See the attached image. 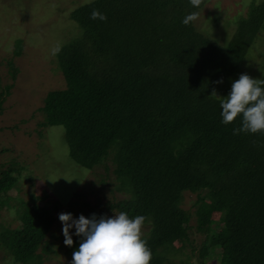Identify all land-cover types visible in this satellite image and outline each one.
I'll use <instances>...</instances> for the list:
<instances>
[{"label":"trees","instance_id":"trees-1","mask_svg":"<svg viewBox=\"0 0 264 264\" xmlns=\"http://www.w3.org/2000/svg\"><path fill=\"white\" fill-rule=\"evenodd\" d=\"M205 2L195 8L190 0H92L74 8L70 17L82 31L57 54L65 87L46 93L40 126L63 125L68 154L79 165L102 163L109 176L112 163L117 184L109 191L127 188L129 196L111 207L146 216L150 264H174L164 262L163 249L175 239L179 248L188 245L190 213L180 195L202 190L198 200L209 201L195 213L204 233L200 262L216 255L218 264H264V133L234 134L242 116L222 123L220 103L248 56L262 58L264 80V0L245 13H208L203 28L182 23L190 13L198 17ZM93 9L107 20L91 19ZM232 18L225 43L208 32ZM16 169L0 168V197L16 186ZM6 197L20 225L1 230L0 245L12 263L33 264L55 217L33 196L11 203Z\"/></svg>","mask_w":264,"mask_h":264},{"label":"rangeland","instance_id":"rangeland-1","mask_svg":"<svg viewBox=\"0 0 264 264\" xmlns=\"http://www.w3.org/2000/svg\"><path fill=\"white\" fill-rule=\"evenodd\" d=\"M253 1L260 0H206L195 24L205 27L204 20L208 13L230 16L238 11L245 13ZM87 2L0 0V168L11 163L17 168L16 186L6 196L12 197L10 203L20 197L30 202L33 196L37 204L49 208L55 217L50 231L36 250L37 259L33 264H71L73 252L79 248L81 237L75 235L73 227L70 230L73 245L64 244L60 213L70 212L77 219L81 214L87 218H91L92 214H96L97 218L113 217L119 214L111 207L114 201L129 196L127 188L114 190V193L109 191L110 183V187L117 184L110 161H107L111 170L109 176H106L102 163L92 168L83 167L68 154L63 125H50L46 129L40 126L43 115L38 108L46 93L65 87L57 55H52V49L57 44L63 46L79 37L82 29L70 17V12ZM221 23L218 32L211 28L208 32L214 33L216 39L225 43L234 30L233 18L230 24L227 22L224 26ZM261 61L262 58L248 56L233 74L231 81L241 74L258 79ZM14 67L16 76L12 78ZM231 81L232 85L234 80ZM10 84L12 88L7 94L5 87ZM84 184L91 187V191L83 188ZM43 194L48 195V203ZM6 196L0 197V231L20 225L14 208H8V201L5 203ZM199 196H203V190L200 194L190 191L181 193L180 206L190 213L188 245L179 248L180 241L175 239L173 247L163 249L165 263L218 264L216 255L204 263L198 259L204 233L196 228L198 218L195 213L208 206L209 201L208 198L198 200ZM211 217L218 219L215 212ZM215 229L218 231L220 228ZM146 230L147 225L144 224L143 234ZM0 264H15L2 245Z\"/></svg>","mask_w":264,"mask_h":264},{"label":"clouds","instance_id":"clouds-1","mask_svg":"<svg viewBox=\"0 0 264 264\" xmlns=\"http://www.w3.org/2000/svg\"><path fill=\"white\" fill-rule=\"evenodd\" d=\"M89 3L92 0H88ZM203 0H190V4L198 8ZM91 19L107 20L106 14L93 9ZM196 13L186 15L182 23L185 25L197 19ZM61 45L52 49L57 55ZM222 82V81H221ZM264 80L254 79L248 74H241L232 83L231 91L226 99L221 100L222 123L229 124L238 116H242V127L234 129L239 132L264 133ZM213 94H216L213 91ZM146 216L136 215L130 218L126 212L113 217L101 216L91 218L83 214L74 218L70 212L59 214L63 223L64 244L72 246L74 241L70 230L75 228V235L81 237L79 248L73 252L71 264H150L152 251L143 238V227Z\"/></svg>","mask_w":264,"mask_h":264}]
</instances>
